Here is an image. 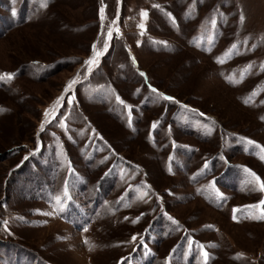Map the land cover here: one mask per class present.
<instances>
[{"label":"rangeland","instance_id":"rangeland-1","mask_svg":"<svg viewBox=\"0 0 264 264\" xmlns=\"http://www.w3.org/2000/svg\"><path fill=\"white\" fill-rule=\"evenodd\" d=\"M0 264H264V0H0Z\"/></svg>","mask_w":264,"mask_h":264}]
</instances>
